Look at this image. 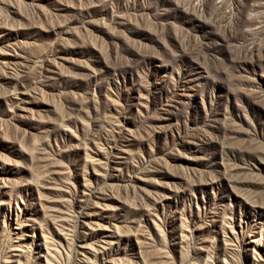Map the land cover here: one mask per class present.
<instances>
[{
  "label": "rangeland",
  "instance_id": "1",
  "mask_svg": "<svg viewBox=\"0 0 264 264\" xmlns=\"http://www.w3.org/2000/svg\"><path fill=\"white\" fill-rule=\"evenodd\" d=\"M0 264H264V0H0Z\"/></svg>",
  "mask_w": 264,
  "mask_h": 264
}]
</instances>
